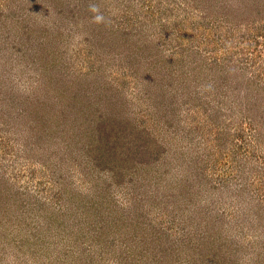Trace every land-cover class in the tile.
<instances>
[{"label":"rangeland","instance_id":"374dc122","mask_svg":"<svg viewBox=\"0 0 264 264\" xmlns=\"http://www.w3.org/2000/svg\"><path fill=\"white\" fill-rule=\"evenodd\" d=\"M0 264H264V0H0Z\"/></svg>","mask_w":264,"mask_h":264},{"label":"trees","instance_id":"16d2710c","mask_svg":"<svg viewBox=\"0 0 264 264\" xmlns=\"http://www.w3.org/2000/svg\"><path fill=\"white\" fill-rule=\"evenodd\" d=\"M182 65V66H181ZM172 71L176 72L179 70V67H184V63L182 64H175L174 62L171 63ZM99 121L97 125H99L98 129H95L96 135L98 138L104 137L105 140L102 142L100 139L99 142L96 143V149L100 152V156L104 159L106 153L111 154V156H121L125 161H129L131 158L136 160L134 163L142 164L145 159L148 161H157L160 157L161 152L156 153L151 149L149 143H141L143 140L140 139L139 136L136 135L137 125L132 124V122L124 119H115L114 122L109 125L110 130L106 131L103 128L105 119L98 118ZM127 121V122H126ZM136 125V126H135ZM135 129V130H134ZM98 130V132H97ZM123 137L126 141L129 142V149L130 151L136 150L138 152V157H132L131 153L123 154L121 151L123 150L122 146L118 143V138ZM136 146V147H135ZM88 149H91L88 147ZM138 149V150H137ZM149 155H151L149 157ZM113 166V165H111Z\"/></svg>","mask_w":264,"mask_h":264},{"label":"clouds","instance_id":"9594fccd","mask_svg":"<svg viewBox=\"0 0 264 264\" xmlns=\"http://www.w3.org/2000/svg\"><path fill=\"white\" fill-rule=\"evenodd\" d=\"M97 19H100V17H97Z\"/></svg>","mask_w":264,"mask_h":264}]
</instances>
